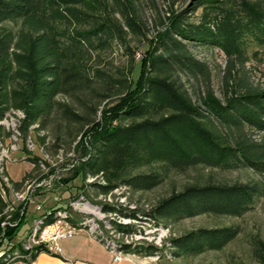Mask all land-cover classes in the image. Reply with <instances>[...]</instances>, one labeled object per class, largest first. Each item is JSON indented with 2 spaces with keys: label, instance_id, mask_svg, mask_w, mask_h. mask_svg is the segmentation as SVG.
<instances>
[{
  "label": "trees",
  "instance_id": "obj_1",
  "mask_svg": "<svg viewBox=\"0 0 264 264\" xmlns=\"http://www.w3.org/2000/svg\"><path fill=\"white\" fill-rule=\"evenodd\" d=\"M226 2L194 0L191 9L205 3L196 22L186 20L184 13H173L168 26L158 31L126 77L99 68L89 72L82 55L88 50L86 45L104 47L121 37L124 26L137 30L132 0H0V119L10 109H21L20 135L23 140L35 136L41 145L49 130L55 148L68 136L77 155L86 157L65 181L101 171L106 182L92 184L105 192L117 184L133 189L158 185L163 178L158 170L127 171L145 155L180 170L205 163L224 169L249 166L264 175V86L247 79L232 81L237 62L243 65L248 58L249 40L264 45V5L261 0ZM187 40L215 45L225 52L229 62L223 100L207 85L201 106L173 76L176 70L207 76L206 63L192 54ZM59 94L66 100H60ZM99 108L102 119L91 116ZM213 119L237 131L233 138L213 132L207 125ZM245 127L261 135L253 137ZM88 133L89 150L84 145ZM2 134L10 136V131L1 125ZM26 157L38 165L44 161L33 154ZM11 181L17 187L22 179ZM261 191L258 181L190 182L159 198L145 214L157 223L204 212L241 215ZM6 204L0 193V244L4 243L0 264L17 259L12 256L22 251L24 237L16 239L26 207L21 212L20 204L11 212L8 219L15 224L2 226ZM60 207L49 208L53 213ZM102 209L122 212L106 203ZM52 213L43 216L45 222L52 219ZM127 215L137 216L134 211ZM111 222L118 231L135 230L131 223ZM237 233L235 225L194 227L168 238L173 248L170 253L219 249ZM119 244L124 252L164 255L162 247L142 239Z\"/></svg>",
  "mask_w": 264,
  "mask_h": 264
},
{
  "label": "rangeland",
  "instance_id": "obj_2",
  "mask_svg": "<svg viewBox=\"0 0 264 264\" xmlns=\"http://www.w3.org/2000/svg\"><path fill=\"white\" fill-rule=\"evenodd\" d=\"M223 1L229 2L230 0ZM193 2L194 0H132L136 21L139 25L137 30L134 31L124 26L126 31L123 35L108 42L106 46L86 45L88 50H85L82 55L85 68L89 72L99 68L113 76L129 77L131 65L143 55L144 49L156 38L158 31L168 26L169 17L173 13H184L185 19L188 21L196 22L200 19L205 3L191 9L190 5ZM261 2L264 5V0ZM117 16L121 19L119 14ZM9 24L12 25V23ZM187 43L192 54L206 63L207 76L200 72H197L195 76L182 70L174 71L173 76L178 77L192 100L201 106H204L201 97L204 95L207 85L212 88L217 97L223 100V79L229 62L225 52L215 45L189 40ZM155 44H157L156 41ZM247 55L248 58L243 65L237 62L234 67L233 83L247 79L253 84L264 86V45L255 40H249ZM58 98L66 100L67 97L59 94ZM113 98V96L110 97V100ZM91 116L97 119L103 118L100 108L96 113L92 111ZM124 121L127 122L126 119ZM207 125L213 132L227 134L232 138L233 134L237 132L230 131L215 119L207 120ZM245 129L255 138L261 135V132L255 129H248V127ZM47 134L46 143L43 145L37 141L35 136L32 138L28 136L26 140H23L21 135L15 139L3 134L0 136L7 151L3 161V173L8 176L11 186L21 190L28 183H32L34 188L31 201L25 206L24 219L17 227V232L20 231L19 234L28 225L33 224L34 215L40 213L43 208L55 205L69 207L70 201L82 199L88 202L85 206L82 204V207L86 209V211L82 210V216L94 217L108 233H110L109 230H115L116 233L111 220L133 224L135 230L132 232V240L142 239L162 247L164 255L157 260L163 264H264V257L261 256L264 254V175L257 173L251 167L240 166L224 169L199 163L180 170L168 167L161 160H151L145 155L136 165L128 166L127 171L135 173L158 170L163 173L162 181L158 185L150 189H133L124 184H117L105 192L97 185L92 184V182H106L105 173L101 171L97 174L81 173L65 181L64 178H68L72 170L78 168L86 156L77 155L78 151L72 149L68 136H63L62 138H66L65 141L61 140L60 147L55 148L51 145L54 138L53 133L49 130ZM90 136L88 133L86 144L84 143L88 146V150L91 147L88 141ZM32 154L39 156L44 161L39 162L38 165L26 157ZM21 179L22 181L17 187L11 181ZM114 181L117 180L114 179ZM206 181H258L262 191L255 198L250 209L241 215L204 212L167 222L160 220L157 223L155 218L145 214L159 198L168 195L171 191L179 190L190 182L203 183ZM80 195L83 197L80 198ZM37 203H41L42 208H37ZM104 203L115 205L122 212L118 209L104 211L102 209ZM86 206L99 211L96 213ZM133 211L136 212V217L127 215ZM221 225H235L238 228L236 236L223 247L207 249L196 254L174 255L170 253L173 251L168 242L170 236L181 234L198 226ZM113 238L118 242L121 241L120 236H113ZM3 246L4 243H1L0 252Z\"/></svg>",
  "mask_w": 264,
  "mask_h": 264
},
{
  "label": "built area",
  "instance_id": "obj_3",
  "mask_svg": "<svg viewBox=\"0 0 264 264\" xmlns=\"http://www.w3.org/2000/svg\"><path fill=\"white\" fill-rule=\"evenodd\" d=\"M23 115L24 113L21 109H10L6 112L4 117L0 119V126L2 125L5 129L10 131V137L12 139L20 135L18 125ZM6 155L7 151L0 137V193L7 202L4 210L7 213V217L1 221L2 226L16 222L15 220H9L8 217L20 204H23L21 212L23 211L26 204L31 201V194L34 189L32 183H28L25 188L21 190L11 186L8 176L3 173V161ZM82 197L83 196L80 195V198ZM82 204L85 206L88 202L82 199L72 200L69 204L70 208L63 206L54 210L53 213L49 207L43 208L42 214H44L34 219L31 228L21 240L22 251H14L12 258L17 257L15 261L19 264H35L36 256L40 251H45L50 254H60L62 250L61 240L72 237L80 230H86L93 238L103 242L104 245L112 251L114 260L121 259L127 252H124L120 248L119 243L132 242V232L116 230L115 233V230H109L110 233H108L94 217L82 216V210L86 211V209L82 207ZM36 207L42 208V204L37 203ZM49 213H52V219L45 222L43 216ZM72 218H75V220ZM134 235H136V233H134ZM113 236H120L121 241L118 242ZM150 256L155 259L159 258L158 254Z\"/></svg>",
  "mask_w": 264,
  "mask_h": 264
},
{
  "label": "crops",
  "instance_id": "obj_4",
  "mask_svg": "<svg viewBox=\"0 0 264 264\" xmlns=\"http://www.w3.org/2000/svg\"><path fill=\"white\" fill-rule=\"evenodd\" d=\"M34 215L36 218L41 214ZM28 225L22 232H17L16 239H21L31 228ZM60 254L40 251L35 264H163L150 255L127 252L119 260H114L113 253L103 242L93 238L86 230H80L72 237L61 240ZM8 264H19L17 261Z\"/></svg>",
  "mask_w": 264,
  "mask_h": 264
},
{
  "label": "bare ground",
  "instance_id": "obj_5",
  "mask_svg": "<svg viewBox=\"0 0 264 264\" xmlns=\"http://www.w3.org/2000/svg\"><path fill=\"white\" fill-rule=\"evenodd\" d=\"M86 207L89 208V209L91 208L90 206H86ZM91 210H93V211L96 212V213H98V211H99V210H96V209L93 208V207L91 208Z\"/></svg>",
  "mask_w": 264,
  "mask_h": 264
}]
</instances>
